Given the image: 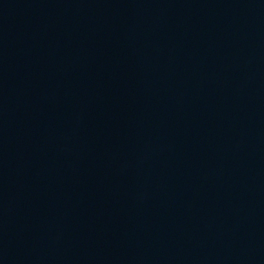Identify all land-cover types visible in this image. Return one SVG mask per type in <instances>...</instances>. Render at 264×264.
I'll use <instances>...</instances> for the list:
<instances>
[{"label": "water", "instance_id": "1", "mask_svg": "<svg viewBox=\"0 0 264 264\" xmlns=\"http://www.w3.org/2000/svg\"><path fill=\"white\" fill-rule=\"evenodd\" d=\"M0 264H264V0H0Z\"/></svg>", "mask_w": 264, "mask_h": 264}]
</instances>
